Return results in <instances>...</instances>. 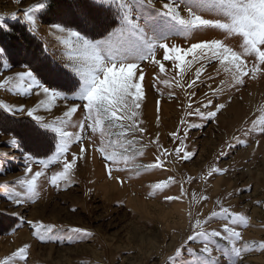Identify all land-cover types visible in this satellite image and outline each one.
Wrapping results in <instances>:
<instances>
[{
	"label": "rangeland",
	"instance_id": "obj_1",
	"mask_svg": "<svg viewBox=\"0 0 264 264\" xmlns=\"http://www.w3.org/2000/svg\"><path fill=\"white\" fill-rule=\"evenodd\" d=\"M41 3L48 7L36 13L37 30L31 32L24 10ZM73 3L74 0H20V3L0 0V16L10 28V31L0 32V47L4 48L5 41L8 49L4 59H0V82L7 77L14 78L11 84L0 88V103L23 106L26 110L24 114L13 116L0 109V260L29 244L27 264H166L190 230V205L193 214L199 210L203 213L200 218L204 219L219 211L216 201L220 200L231 211L246 217L247 226L239 222L232 225L243 237L234 243L255 249L244 252L237 258V264H264V250L257 247L264 242V134L252 131V125L264 117V74L255 80L246 77L243 86L229 88L231 76L216 61L206 67L198 82L193 108L198 106L196 101L204 98L207 84L216 88L221 81H225V92L212 97L213 107L217 103H225V107L215 119L203 121L185 116L187 100L184 93L192 90L177 87L173 80L175 76L176 80L190 82L199 63L193 64L182 77L178 75L179 69L173 70L170 62H164L165 74H159L158 67L152 64L142 65L145 96L140 119L147 131L141 144H147V147L138 145L135 148V152L145 153L142 157L136 156L135 163L142 166L154 162L157 152L149 138L154 141L156 134H159L160 143L174 153L180 146L170 135L175 131L181 136L187 132L186 150L193 153L190 160H175L174 156H169L164 168L146 171L143 167H129L113 171L110 178L107 163L99 153L91 151L85 159L78 161L72 183L52 186L50 177L61 171L62 165L50 163L46 175L38 178L36 202L23 205L12 202L17 193L29 198L26 185L20 182L31 175L25 173L24 153L31 152L37 161H50L51 157V154L45 155L37 140L28 134L27 129L36 122L26 115L27 110L40 105L35 115L43 117L45 123L62 118L66 110L65 102L61 100L41 105L42 97L35 95L36 89L24 91L27 85L15 77L25 70L26 60L42 53L43 64L36 66L42 81L65 83L69 69L64 65L70 62L69 49L62 43L63 34L57 33L50 24L59 22ZM12 13L16 14V19H11ZM206 38L194 36L192 39L199 42ZM172 43L188 46V41L181 38ZM225 43L239 51L233 41ZM161 56L162 50L156 58L161 59ZM190 59L192 57L186 58ZM5 60L9 68L2 66ZM157 75L160 80L156 79ZM209 75L214 79H209ZM163 79L169 80L171 86H165ZM170 93L174 94L171 99ZM47 107H51V111H46ZM81 119L79 111L74 114V121ZM181 119L201 126L185 127L180 124ZM13 137L18 139L19 149L9 147ZM96 139L98 142V136ZM109 139L113 150L130 155L121 147L123 138L113 135ZM217 167L224 169V173L209 175L210 169ZM32 168L33 172L42 170L38 163H33ZM189 176L193 177V182L184 183L189 195L182 201L165 199V195L178 194L179 184L164 192L151 187L168 177L186 181ZM193 194L209 199L192 203ZM33 223L50 226L51 239L38 238ZM225 223L214 220L207 228L222 232ZM74 228L86 230L89 235L78 237L72 232ZM231 243L223 238L216 240L217 247L226 250L230 249ZM16 259L18 264H24L21 258Z\"/></svg>",
	"mask_w": 264,
	"mask_h": 264
},
{
	"label": "snow or ice",
	"instance_id": "obj_2",
	"mask_svg": "<svg viewBox=\"0 0 264 264\" xmlns=\"http://www.w3.org/2000/svg\"><path fill=\"white\" fill-rule=\"evenodd\" d=\"M16 2L20 3V0ZM47 7L46 3H41L24 10L29 31L36 32V13ZM11 19H16L15 13L11 14ZM50 27L63 34L62 43L69 49L70 62L64 65L69 69L68 79L63 84L42 81L36 67L43 64L42 53H36L32 59L24 62L25 70L17 73L15 80L27 85L24 89L26 92L36 89L35 95L42 97L41 105H51L53 101L61 100L65 102L66 110L62 118L57 117L51 123H45L43 117L35 115L40 105L27 110L26 115L36 122L27 129L28 134L37 140L38 147L45 150L44 154H51V157L50 161H37L31 152L24 153L25 173L31 175L20 182L26 185L29 198L17 193L12 201L16 205L36 202L38 178L46 175L45 170L50 163L62 165V170L50 177L52 186L59 187L61 182L72 183L78 161L85 159L91 151L99 153L103 162L107 163L110 178L113 171H123L129 167H143L146 171L164 168L169 156H174L175 160L191 159L193 153L186 150L185 145L187 132L181 136L179 131H175L170 135L173 140L179 141L180 146L174 153L160 143L159 134H156L154 141L149 138V143L154 144L157 152L154 162L142 166L135 163L136 156L145 155L143 151L135 152V148L138 145L147 147V144H141L147 131L142 126L144 121L140 119L145 96L143 64L157 66L159 74H165L167 69L164 62H170L173 70L179 69L178 75L182 77L193 64L199 63L190 82H181L175 76L173 80L177 87L192 90L184 93L187 100L185 116H194L200 121L215 119L225 107V103H217L213 107L212 97L225 92V81H221L216 88L207 84L208 91L204 92V98L196 101L198 106L193 108L195 89L206 67L213 61L223 66L224 72L231 76V82L227 85L229 88L243 86L246 77L255 80L258 75L264 74V0H74L70 11L59 22H51ZM4 31H10V28L4 17L0 16V32ZM194 36L207 38L196 42L192 39ZM177 38L188 41V46L172 43ZM228 40L233 41L239 51L225 43ZM161 50V59H157V53ZM6 52L5 48L0 47V59H4ZM188 57L192 59L186 60ZM2 66L9 68L6 60ZM13 79H4L0 82V88L11 84ZM156 79L160 80V75ZM209 79L214 78L209 75ZM162 83L171 86L167 79H163ZM173 95L170 93L169 98H173ZM0 109L13 116L26 111L23 106L13 107L3 103H0ZM45 110L51 111V107ZM78 111L83 119L74 121L73 116ZM180 124L189 128L201 126L186 119H181ZM70 128L77 131H70ZM252 131L264 134V117L252 125ZM113 135L123 138L121 147L130 155H121L112 149L109 137ZM13 146L20 148L16 137L9 145ZM33 163L41 165L42 170L33 172ZM224 171L217 167L210 169L209 175L223 174ZM120 182L123 183L122 180ZM192 182L191 176L186 181L168 177L151 187L164 192L170 186L179 184L178 194L165 195V199L182 201L189 195L184 183ZM208 199L207 196L193 194L191 202ZM216 204L219 211L204 219L200 218L203 213L199 210L194 215L190 205V230L166 264H237V258L242 257L244 252L255 250L249 249L247 244L238 246L234 243L243 237L232 225L239 222L247 226L246 217L231 211L220 200ZM214 220L226 221L222 232L208 230L207 226ZM32 228L38 238L51 239L50 226L33 223ZM72 232L81 238L89 235L79 228L72 229ZM217 238L232 242L230 249L217 247ZM257 247L264 250V242ZM29 249L30 245L24 244L11 256L0 260V264H18L17 257L27 264Z\"/></svg>",
	"mask_w": 264,
	"mask_h": 264
},
{
	"label": "trees",
	"instance_id": "obj_3",
	"mask_svg": "<svg viewBox=\"0 0 264 264\" xmlns=\"http://www.w3.org/2000/svg\"><path fill=\"white\" fill-rule=\"evenodd\" d=\"M36 41V40H35ZM4 42V48L6 49V50H8L6 47L7 46H5V41H3ZM37 42V41H36ZM37 44H38V42H37ZM9 54V53H8Z\"/></svg>",
	"mask_w": 264,
	"mask_h": 264
}]
</instances>
